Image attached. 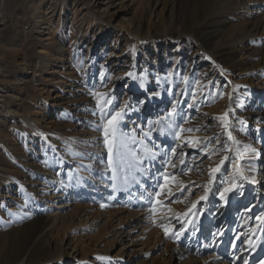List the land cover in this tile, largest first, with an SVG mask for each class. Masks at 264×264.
Returning a JSON list of instances; mask_svg holds the SVG:
<instances>
[{
	"label": "rangeland",
	"instance_id": "374dc122",
	"mask_svg": "<svg viewBox=\"0 0 264 264\" xmlns=\"http://www.w3.org/2000/svg\"><path fill=\"white\" fill-rule=\"evenodd\" d=\"M257 189L264 0H0V264H184Z\"/></svg>",
	"mask_w": 264,
	"mask_h": 264
},
{
	"label": "bare ground",
	"instance_id": "6f19581e",
	"mask_svg": "<svg viewBox=\"0 0 264 264\" xmlns=\"http://www.w3.org/2000/svg\"><path fill=\"white\" fill-rule=\"evenodd\" d=\"M131 77L134 82L137 78L135 69L132 71ZM133 82L127 85V90L132 93L131 96L142 95L144 91ZM160 105L158 111H164L168 107L166 102ZM260 194H262V199H264V189H257L256 195L259 196ZM253 204L254 202H251L243 206L240 210L235 209L232 212L234 214L228 215L226 209L225 212L222 211L223 213L220 212L214 215L211 217L210 221L205 224L204 231L199 237H197V239H195L193 244L188 243L185 248H177V254L173 252L174 254H170V258L174 257L180 259L181 257H184V264H235L238 261L239 256L248 253V258L244 260V264H246L249 257L255 256L257 252V240H259L260 229L262 227L264 228V209L262 212L258 213L254 219L253 216L249 217L248 223L246 224V227H248L246 230H248L249 233L244 237L240 232L237 233L234 228L237 227L235 225L239 221V217L241 216L240 213L250 214L251 212L256 211ZM67 205L68 204L65 203L62 207H66ZM263 205L264 201H261L259 207H262ZM258 217L259 219H257ZM122 223L121 220L118 222L119 225H123ZM167 226L168 224L164 226V228ZM253 233L258 234L257 240H253ZM242 240H244L243 244ZM204 253L207 254L203 255Z\"/></svg>",
	"mask_w": 264,
	"mask_h": 264
},
{
	"label": "snow or ice",
	"instance_id": "6c2138e0",
	"mask_svg": "<svg viewBox=\"0 0 264 264\" xmlns=\"http://www.w3.org/2000/svg\"><path fill=\"white\" fill-rule=\"evenodd\" d=\"M106 103H110V101H106ZM123 114H124V109H120L119 111H116L112 114L111 118L107 121V124L105 125L104 128V136H105V141H108V137L110 136V134L115 133V127L117 124H119L120 120L123 118ZM228 113H225L223 116L220 117L221 120H226ZM157 123H159V121H157ZM229 138L231 139V133H229ZM111 144L109 142V153H111ZM153 157L155 156V153L152 154ZM225 159H227V157H225ZM223 160L220 161L221 164H223ZM181 163H183V161H181ZM174 166V165H173ZM115 171V170H114ZM212 173H215L217 171H219V167L214 168L211 170ZM230 190V189H229ZM228 191V190H226ZM223 198V197H222ZM201 199H204V197H201ZM103 207V205H102ZM193 207H195V204L193 205ZM259 219V217L257 218ZM163 227V226H162ZM168 234V230L165 228V235ZM98 259H105L104 257H98Z\"/></svg>",
	"mask_w": 264,
	"mask_h": 264
}]
</instances>
